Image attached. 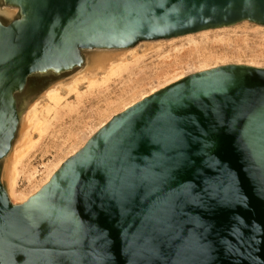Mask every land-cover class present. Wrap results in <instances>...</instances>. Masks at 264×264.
<instances>
[{
	"label": "water",
	"instance_id": "obj_1",
	"mask_svg": "<svg viewBox=\"0 0 264 264\" xmlns=\"http://www.w3.org/2000/svg\"><path fill=\"white\" fill-rule=\"evenodd\" d=\"M0 162L16 96L82 52L248 22L264 0H0ZM0 264H264V69L189 75L113 117L26 202L0 179Z\"/></svg>",
	"mask_w": 264,
	"mask_h": 264
},
{
	"label": "rangeland",
	"instance_id": "obj_2",
	"mask_svg": "<svg viewBox=\"0 0 264 264\" xmlns=\"http://www.w3.org/2000/svg\"><path fill=\"white\" fill-rule=\"evenodd\" d=\"M19 18L18 9L6 6L0 1V22L8 25ZM124 54L123 62L129 68L108 81L102 75L95 78L97 85L90 88L79 84L77 92H67L64 87L72 79L88 76L89 61L96 54ZM81 67L63 74L47 73L28 79L25 89L16 96L18 101L19 126L9 155L0 162V179L6 189L5 166L11 153L20 146L21 126L30 105L39 101L43 93L51 88H59L62 97L59 115L51 119L50 125L41 137L33 135V150L23 160L27 171H36L39 190L44 186L48 168L56 162L64 163L75 150L77 153L86 142L100 129V124L109 122L122 113L123 106L138 103L144 96L157 92L174 83L179 77H187L199 71L203 61L205 69L227 65H243L264 69V27L243 22L229 28L208 30L169 40L138 43L125 50H92L82 52ZM136 89L134 99L129 93ZM125 98L122 102L120 98ZM18 191L28 197L37 191L22 175L18 180ZM7 191V190H6ZM12 204L20 205L22 203Z\"/></svg>",
	"mask_w": 264,
	"mask_h": 264
},
{
	"label": "bare ground",
	"instance_id": "obj_3",
	"mask_svg": "<svg viewBox=\"0 0 264 264\" xmlns=\"http://www.w3.org/2000/svg\"><path fill=\"white\" fill-rule=\"evenodd\" d=\"M109 53L111 52H106L103 55L96 54L95 56H92L93 58L87 65V70L90 72L88 73V76H83L79 79H72L70 83L64 85V87L67 89V92H77V86L80 83L87 84V86L91 89L95 88L97 85V81H95V78L99 74L102 75V80L108 81L111 77L118 76L121 72H126L129 70L127 65L123 62L124 54ZM200 64L201 68L196 73L209 70L205 69L206 61H203ZM181 79H183V77H179L174 81V83ZM136 91V89H133L129 93L132 97L134 96V99L136 97V94H134L137 93ZM153 93L154 92L150 93V95H152ZM146 97L147 96L142 97L140 101ZM61 100L62 97L60 95L59 88H51L46 90L42 95V102L44 101L46 104L44 107L41 106V103L37 100L33 102L26 111L21 126V137L19 140L20 146L11 153L10 157L7 159L5 166L6 192L9 199L14 203H24L30 198L25 193L18 191V180L22 175L26 179L28 186H30L31 188L34 187L35 191L37 192L39 191V187L41 185H37L36 171H27L25 165H23V160L26 158L27 154L33 150L34 140L31 139L32 136L38 134V136L41 137L44 130L50 125L51 119L59 115ZM123 100L126 99L122 97L119 99L120 102H122ZM134 104L136 103H129L127 105H124L122 107L123 111L127 110ZM104 125L105 123L102 122L99 128L101 129ZM75 152L76 151L74 150L73 154H76ZM61 164L62 162H56L55 164H51L48 168L45 167L46 175L43 184H46L50 180L52 175L58 170Z\"/></svg>",
	"mask_w": 264,
	"mask_h": 264
}]
</instances>
